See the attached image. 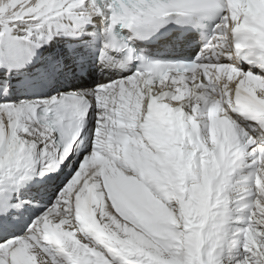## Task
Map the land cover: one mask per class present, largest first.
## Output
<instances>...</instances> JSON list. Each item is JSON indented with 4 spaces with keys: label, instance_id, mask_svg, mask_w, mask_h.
Returning <instances> with one entry per match:
<instances>
[{
    "label": "snow or ice",
    "instance_id": "6c2138e0",
    "mask_svg": "<svg viewBox=\"0 0 264 264\" xmlns=\"http://www.w3.org/2000/svg\"><path fill=\"white\" fill-rule=\"evenodd\" d=\"M0 264H264V0H0Z\"/></svg>",
    "mask_w": 264,
    "mask_h": 264
}]
</instances>
